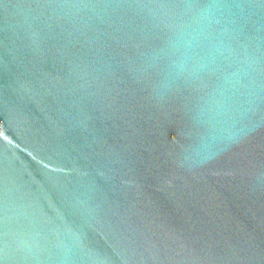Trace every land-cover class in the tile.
Instances as JSON below:
<instances>
[{"label":"water","instance_id":"1","mask_svg":"<svg viewBox=\"0 0 264 264\" xmlns=\"http://www.w3.org/2000/svg\"><path fill=\"white\" fill-rule=\"evenodd\" d=\"M0 264H264V0H0Z\"/></svg>","mask_w":264,"mask_h":264}]
</instances>
